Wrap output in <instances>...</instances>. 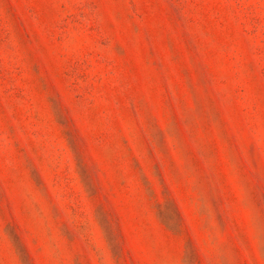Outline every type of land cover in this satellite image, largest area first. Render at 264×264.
Returning a JSON list of instances; mask_svg holds the SVG:
<instances>
[{
  "label": "rangeland",
  "instance_id": "374dc122",
  "mask_svg": "<svg viewBox=\"0 0 264 264\" xmlns=\"http://www.w3.org/2000/svg\"><path fill=\"white\" fill-rule=\"evenodd\" d=\"M0 264H264V0H0Z\"/></svg>",
  "mask_w": 264,
  "mask_h": 264
}]
</instances>
